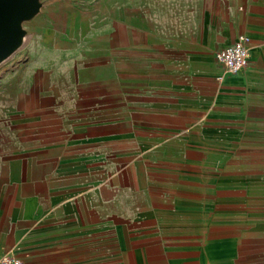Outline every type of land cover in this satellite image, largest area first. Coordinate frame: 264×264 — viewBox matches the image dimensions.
I'll return each mask as SVG.
<instances>
[{
    "label": "crops",
    "instance_id": "crops-1",
    "mask_svg": "<svg viewBox=\"0 0 264 264\" xmlns=\"http://www.w3.org/2000/svg\"><path fill=\"white\" fill-rule=\"evenodd\" d=\"M149 1L0 70V258L235 264L257 238L264 0ZM240 35L249 65L217 81Z\"/></svg>",
    "mask_w": 264,
    "mask_h": 264
},
{
    "label": "rangeland",
    "instance_id": "rangeland-1",
    "mask_svg": "<svg viewBox=\"0 0 264 264\" xmlns=\"http://www.w3.org/2000/svg\"><path fill=\"white\" fill-rule=\"evenodd\" d=\"M42 2V13L25 25L29 35L24 47L3 64L0 70L24 63L30 54L31 46L36 44L40 46L44 40L52 44L55 39H62L64 35L66 39L79 40L80 34L84 35V33L79 32V28H75L76 24L86 28L88 23L99 22L103 19L106 9L110 5L118 6L121 0H42ZM149 2L156 6L164 4L167 6L169 0H150ZM263 208L264 206L259 208L258 212L264 213ZM258 217V221H264L260 219L261 216ZM256 230L258 231L256 239L242 241L240 254L235 264H264V224L258 222Z\"/></svg>",
    "mask_w": 264,
    "mask_h": 264
},
{
    "label": "water",
    "instance_id": "water-1",
    "mask_svg": "<svg viewBox=\"0 0 264 264\" xmlns=\"http://www.w3.org/2000/svg\"><path fill=\"white\" fill-rule=\"evenodd\" d=\"M42 8V0H0V67L24 47L29 35L25 25Z\"/></svg>",
    "mask_w": 264,
    "mask_h": 264
},
{
    "label": "built area",
    "instance_id": "built-area-1",
    "mask_svg": "<svg viewBox=\"0 0 264 264\" xmlns=\"http://www.w3.org/2000/svg\"><path fill=\"white\" fill-rule=\"evenodd\" d=\"M251 38L240 35L236 42L228 45L215 54L217 63L222 68L221 75L217 81H223L226 76L237 75L246 69L250 61ZM0 264H25L24 260L14 254L5 253L0 258Z\"/></svg>",
    "mask_w": 264,
    "mask_h": 264
}]
</instances>
